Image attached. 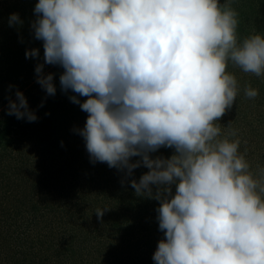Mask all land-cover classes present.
Returning <instances> with one entry per match:
<instances>
[{"label": "clouds", "instance_id": "clouds-1", "mask_svg": "<svg viewBox=\"0 0 264 264\" xmlns=\"http://www.w3.org/2000/svg\"><path fill=\"white\" fill-rule=\"evenodd\" d=\"M34 13L44 64L64 69L62 91L87 97L69 99L88 113L78 131L91 161L128 176L141 164L149 169L131 186L160 204L165 239L155 264H264V168L251 171L240 140L229 139L236 130L229 123L220 138L217 123L239 91L229 61L264 75V35L240 41L239 13L219 0H38ZM22 24L10 15L9 26ZM44 64L37 83L54 96ZM244 93L259 94L251 86ZM15 95L7 114L35 122L24 94ZM162 146L175 153L152 159ZM107 210L95 209L97 218Z\"/></svg>", "mask_w": 264, "mask_h": 264}, {"label": "rangeland", "instance_id": "rangeland-1", "mask_svg": "<svg viewBox=\"0 0 264 264\" xmlns=\"http://www.w3.org/2000/svg\"><path fill=\"white\" fill-rule=\"evenodd\" d=\"M225 2L239 13L240 41L264 35V0H219ZM37 3L0 0V264H155L152 256L165 239L157 219L160 204L138 196L131 186L149 169L141 164L128 176L126 170L91 161L78 131L88 113L69 99L75 95L83 103L87 97L62 91L64 69L44 64L43 41L35 39L31 27ZM12 13L22 25L9 26ZM31 49L39 56L26 58ZM37 64H44V74H53L54 96L37 83ZM226 71L236 77L239 91L217 121L220 138L236 130L229 139L240 140L238 151L258 173L264 168V75L244 73L231 61ZM247 86L258 96L247 98ZM17 90L37 115L35 122L7 114ZM174 153L162 146L149 155L167 159ZM137 160L141 157L131 158ZM105 207L98 219L95 209Z\"/></svg>", "mask_w": 264, "mask_h": 264}]
</instances>
